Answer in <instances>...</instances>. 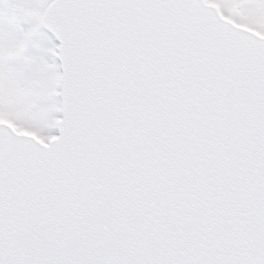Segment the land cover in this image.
<instances>
[{"label":"snow or ice","instance_id":"obj_1","mask_svg":"<svg viewBox=\"0 0 264 264\" xmlns=\"http://www.w3.org/2000/svg\"><path fill=\"white\" fill-rule=\"evenodd\" d=\"M0 264H264V0H0Z\"/></svg>","mask_w":264,"mask_h":264}]
</instances>
